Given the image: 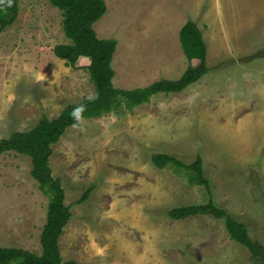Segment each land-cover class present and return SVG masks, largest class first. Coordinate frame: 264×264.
I'll list each match as a JSON object with an SVG mask.
<instances>
[{"label":"rangeland","instance_id":"rangeland-1","mask_svg":"<svg viewBox=\"0 0 264 264\" xmlns=\"http://www.w3.org/2000/svg\"><path fill=\"white\" fill-rule=\"evenodd\" d=\"M106 3L94 28L100 38L117 40V87L180 78L189 61L179 31L189 19L203 32L209 71L183 92L158 93L133 110L122 105L83 118L53 145L50 165L72 213L59 241L63 259L136 264L143 254V264H255L248 249L230 238L223 219L167 215L172 207L205 203L210 195L189 173L155 166L151 154L169 153L186 163L201 154L213 200L245 222L264 246V0ZM62 20L50 0H18L14 21L0 31L1 137L30 129L43 116L53 119L95 94L90 59L81 57L71 67L54 53L56 45L69 42ZM138 168L155 185L154 206L143 203L149 216L140 221L156 225L146 228L150 241L112 211L127 217L132 198L122 196L131 195ZM31 170L30 156L0 155V246L40 254L50 197Z\"/></svg>","mask_w":264,"mask_h":264},{"label":"trees","instance_id":"trees-1","mask_svg":"<svg viewBox=\"0 0 264 264\" xmlns=\"http://www.w3.org/2000/svg\"><path fill=\"white\" fill-rule=\"evenodd\" d=\"M61 10L63 30L69 39L54 47V53L76 67L81 57L90 59L88 70L95 86V94L83 97L78 103L69 104L60 114L50 119L43 116L30 129L14 131L8 137L0 136V155L7 151H15L30 156L32 159V176L39 182L40 189L50 200L47 219L43 227L40 243L41 253L16 246H0V264H78L70 259L64 260L60 251V238L71 219V207L66 204V191L61 179L53 175L50 157L53 145L60 141L66 129L75 123L70 116L71 110L80 104L84 105L82 118H99L116 112L123 105L126 110L151 101L158 93L183 92L189 85L197 82L209 71L207 65V45L203 32L194 20H187L179 31L182 51L189 61L188 67L178 79L161 78L146 86L121 88L114 83L115 70L112 60L117 49L114 38H100L94 28L108 10L106 0H50ZM7 13H12L7 17ZM18 13V0H7L0 4V31L9 26ZM198 60L197 64H193ZM151 161L160 169L173 168L189 173L190 181H197L205 186L210 198L205 203L187 204L168 209L167 215L172 219L183 220L192 216L209 214L223 219L230 238L250 252V259L255 264H264V246L250 235L245 222L234 217L226 208L219 206L211 196L210 180L205 174L204 159L201 154L186 163L169 153L154 152ZM94 186L88 187L79 202H84Z\"/></svg>","mask_w":264,"mask_h":264},{"label":"crops","instance_id":"crops-1","mask_svg":"<svg viewBox=\"0 0 264 264\" xmlns=\"http://www.w3.org/2000/svg\"><path fill=\"white\" fill-rule=\"evenodd\" d=\"M137 176L134 178V187L131 192V195H126L124 194L122 197L124 199L122 200H127V197H129V200L132 198V204L130 205V209H128V215L125 218V214L117 211V210H112L114 214H122L123 215V223L128 224L133 227L139 228L141 231V239L143 238L146 241L152 240L151 234L148 235V230L146 228H151V227H156V225H151L150 227L148 225L142 226L140 224L141 219L148 217V214H145V208L144 206L142 207L143 203L146 202L147 204H151L154 206V195H155V185L151 184L150 178L148 176V173L145 174L144 170L142 168L137 169ZM140 199H142V202H140ZM128 200V201H129ZM85 202V201H84ZM83 202H81L82 204ZM69 223V222H68ZM142 239V240H143ZM151 243V242H149ZM151 246V245H150ZM142 254V253H141ZM143 254L140 255L138 258H135L136 264H143Z\"/></svg>","mask_w":264,"mask_h":264},{"label":"clouds","instance_id":"clouds-1","mask_svg":"<svg viewBox=\"0 0 264 264\" xmlns=\"http://www.w3.org/2000/svg\"><path fill=\"white\" fill-rule=\"evenodd\" d=\"M4 3V0H0V4ZM12 0H7V6H11ZM92 97H89L88 99H91ZM84 111V105L80 104L75 106L71 112H70V116L72 117L73 121L75 122L73 124V127L78 126L79 124L82 123V113Z\"/></svg>","mask_w":264,"mask_h":264}]
</instances>
